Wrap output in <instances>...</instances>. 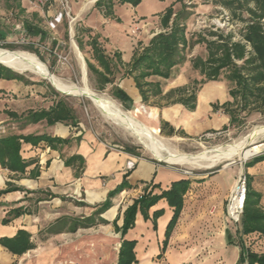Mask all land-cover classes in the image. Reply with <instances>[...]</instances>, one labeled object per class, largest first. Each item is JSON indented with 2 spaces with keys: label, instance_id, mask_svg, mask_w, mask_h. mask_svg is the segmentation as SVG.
I'll return each instance as SVG.
<instances>
[{
  "label": "crops",
  "instance_id": "obj_1",
  "mask_svg": "<svg viewBox=\"0 0 264 264\" xmlns=\"http://www.w3.org/2000/svg\"><path fill=\"white\" fill-rule=\"evenodd\" d=\"M118 6L129 8L131 5ZM116 9L114 19L105 18L98 11L102 27L93 33L100 36L108 51L119 49L125 57L124 62L129 63L136 45L127 34L141 24L136 16H128V30L122 34L116 24ZM115 85L131 98L141 99L133 79L118 78ZM6 92L5 87H0V138L47 135L65 142L51 147L46 141L35 144L21 138V162H9V156L0 157V240H13L20 231H25L32 245L19 254L0 243V264H35L37 260L30 256L42 248L39 235L45 226L59 220L71 224L78 219L92 217L107 201L109 193L123 182L124 188L112 199V206L101 215L109 222L106 225H112L120 238L115 264L124 240L136 243V262L133 264H242V244L246 250L264 253V234L244 235L239 230L241 223L234 225V229L226 216V204L240 173L226 176L230 169L225 168L219 172L185 176L158 163L109 147L84 133L76 118L75 124L58 122L49 125L43 120L39 123L24 122L17 127L13 116L7 112L15 101ZM153 112L157 115L156 111ZM229 120L230 117L223 119L222 124ZM22 165L25 167L23 170L20 169ZM245 172L253 189L260 194V207L264 209V161L246 166ZM181 180H189L190 185L183 195L181 214L171 230L169 225L175 207L167 198L160 199L144 213L139 211L134 227L124 236L116 229L115 223L120 228L123 226L126 210L145 192L160 195ZM17 210L22 213L17 215ZM156 212L160 214L155 216ZM98 219L96 216L97 222ZM69 224H66L67 228ZM100 225L103 224L79 228L76 232L65 230L51 238L63 240L66 234H78ZM71 246L76 247V256H83L82 241L74 240ZM87 255H91L90 252Z\"/></svg>",
  "mask_w": 264,
  "mask_h": 264
},
{
  "label": "rangeland",
  "instance_id": "obj_2",
  "mask_svg": "<svg viewBox=\"0 0 264 264\" xmlns=\"http://www.w3.org/2000/svg\"><path fill=\"white\" fill-rule=\"evenodd\" d=\"M96 1L68 0L67 15L65 14L62 23L53 29L51 22L55 15L63 10L59 2L43 4L38 0H0V29L7 34L6 40L0 45V53L26 52L37 56L47 65L52 74L67 83L82 86L83 76L75 54L76 46L86 65L88 86L94 92L119 104L125 112H130L137 122L150 127L156 136L164 142L165 154L170 151L176 154L197 155L211 151L216 147L229 146L248 135L255 127L264 125V108L261 111L238 112L241 120L238 124H231L230 120L226 124H222L223 119L225 120L229 116L225 114L221 106L233 100L230 90L234 87L225 75L219 81H209L198 85V106L193 112L181 104L168 105L165 101L160 102L159 105L157 102L147 105L141 99L132 98V103H123L113 95V86L108 85L101 90L97 76L89 71L87 65L88 60L94 62L92 50L89 46H85V50L81 51L75 37L76 29L79 27H88L94 31L102 27L101 15L94 7ZM223 1L185 0L188 5H191L190 9L193 11V15L187 23L188 37L197 39L199 34L209 35L211 32H217L224 35L233 33L236 39H240L239 31L244 23L237 20L222 5ZM130 7L116 6L119 19L116 20V24L120 32L125 34L128 30L127 17L136 16L138 18V23L141 24L139 30L136 33L129 32L127 34L131 38V42L138 48L139 43L147 45L152 37L165 31L161 24L164 10L173 7L175 11H178L181 8V3L178 0H143L138 6H132L133 10ZM243 16L247 17L248 15L244 12ZM26 20L42 27L47 32L48 38L43 41L39 37L27 35L23 24ZM82 36L86 43L88 41L87 33ZM53 42L57 44L55 45ZM116 51L121 52L119 49H112L109 52L113 54ZM198 56L207 57L205 45H197L190 53L189 59ZM17 57L25 62H30L27 56L18 55ZM61 57H66L67 61L63 62ZM122 59H125L123 54ZM15 72L22 75L25 80H0V87H5L8 90L6 93L12 95L9 98L15 101L11 110L7 112L16 113L17 116L13 117V121L17 123V127L25 124L24 122H30V115L33 111L48 109L57 102H64L73 109L74 116L80 124L78 127L84 133L103 141L111 148L123 150L133 156L158 163L166 169H172L185 176L207 171L219 172L225 168L230 169L226 172V176L232 177L235 173L240 172L246 174V164L264 155L263 139L249 146L242 157L216 163L210 168L169 163L154 156L136 137L108 119L88 98L62 94L60 93L62 91L54 88L49 80L33 72ZM118 77L121 78L122 75L120 74ZM194 80L201 82L203 77L193 69L189 60L175 69L172 79L161 81L165 92H168L171 89L189 85ZM213 105H219L220 108L215 109ZM239 109L237 106L233 108V110ZM153 111H156L157 115ZM164 122L169 123L170 127L176 130L173 136L169 135L170 127L162 129ZM1 132L0 129V135ZM197 177L201 178L202 176ZM229 225L235 229L233 224ZM48 227L45 226L39 235L42 248L30 256L37 260L35 264H115L120 238L112 225H100L93 229H84L78 234H66L63 240L52 239L53 235L47 232ZM74 240L84 243L85 250L81 257L75 255L76 247L71 246ZM89 252L91 255H87ZM76 258L79 259L76 260Z\"/></svg>",
  "mask_w": 264,
  "mask_h": 264
},
{
  "label": "trees",
  "instance_id": "obj_3",
  "mask_svg": "<svg viewBox=\"0 0 264 264\" xmlns=\"http://www.w3.org/2000/svg\"><path fill=\"white\" fill-rule=\"evenodd\" d=\"M143 0H97L95 8L100 11L105 18H115V8L118 5L130 4L133 7L138 6ZM181 8L175 11L173 7L164 10L161 16V24L165 28L152 37L147 45L139 43L135 49L132 59L125 63L121 52L111 54L100 41V36L94 34L88 27H79L76 29V41L81 51L85 46L92 50V59L88 60L87 65L91 73L97 76L101 85V90L106 86L112 85L113 95L119 101L133 102L132 98L125 90L116 86L115 83L121 78H131L139 91L141 100L144 104L152 102L165 101L168 105L181 104L189 111H195L198 106V85L209 81H219L223 75L230 81L234 87L230 90L232 101L224 103L221 108L225 114L230 117L231 124L241 122L238 112H250L251 110L261 111L264 108V0H224L222 5L229 10L234 17L243 22L244 25L239 31L240 39H236L233 33L224 35L223 33L211 32L209 35L199 34L197 39L188 37L187 23L193 11L191 5L185 0H178ZM239 11V12H238ZM246 12L248 15L244 17ZM119 20V19H117ZM24 30L31 37H39L45 41L48 38L47 32L39 25L26 20L23 22ZM87 33L88 41L85 43L82 34ZM68 36V33H67ZM7 34L0 29V45L6 40ZM55 45L56 42H53ZM197 45H205L207 57H192L190 53ZM10 47V46H7ZM191 61L195 71L203 77L201 82L194 80L193 83L182 87H177L165 92L161 80H170L175 75V69ZM0 80H22L25 78L12 69L0 64ZM215 109L219 105H213ZM237 106L239 110H233ZM162 107V106H161ZM10 116H17L10 112ZM31 123H39L46 120L49 125L58 122L75 124L74 111L64 102H57L49 109L33 111L30 115ZM170 127L169 123L164 122L162 129ZM176 130L170 127V136L175 134ZM20 136H9L0 138V157L9 156V162H21L20 158ZM26 141L35 144L46 141L51 147H56L55 143H64V140L53 139L47 135L23 137ZM13 157V160H12ZM264 161V155L255 158L246 166H251L257 162ZM20 168L23 170L25 167ZM248 178V195L244 207V213L241 219L240 232L244 235L251 233L264 234V209L260 207L261 196L256 192ZM190 185L189 180H181L172 184L171 188L163 191L160 195H153L152 192H145L140 198L134 201L124 215V223L116 229L126 232L134 227L135 219L139 211L146 212L160 199L167 198L169 204L175 207L173 219L169 225L171 230L177 223L183 208V195ZM125 183L109 193L107 201L99 206L94 215L83 220L78 219L71 224L59 220L47 228L51 235L59 234L65 230L76 232L79 228H89L97 224L106 225L109 222L101 217L112 206V199L124 188ZM21 210L16 214L20 215ZM160 212H156L158 216ZM96 216L99 217L98 222ZM68 225V228L66 227ZM169 236V233H168ZM5 247L15 253L23 254L32 245L29 244V234L20 231L13 240H0ZM167 242H165L166 245ZM136 243L124 240L119 253L117 264H133L136 262L134 252ZM242 246L240 262L242 264H264V253H256L246 250Z\"/></svg>",
  "mask_w": 264,
  "mask_h": 264
},
{
  "label": "bare ground",
  "instance_id": "obj_4",
  "mask_svg": "<svg viewBox=\"0 0 264 264\" xmlns=\"http://www.w3.org/2000/svg\"><path fill=\"white\" fill-rule=\"evenodd\" d=\"M77 59L80 63L83 85L70 84L52 74L37 56L26 52L0 53V63L17 72H33L49 80L60 91L72 96L85 97L91 100L95 106L116 125L126 129L132 136L147 147V149L158 159L163 161L188 166L210 168L216 163L230 161L235 157H242L246 149L264 139V125L255 127L250 133L240 140L225 147H216L211 151H205L197 155L176 154L174 152L164 153V142L156 136V133L143 123L137 122L130 112H125L119 104L112 102L105 96L94 92L87 82V69L83 56L75 46ZM27 56L30 62H25L17 56ZM23 58V57H22ZM213 94V93H212ZM144 110V109H143Z\"/></svg>",
  "mask_w": 264,
  "mask_h": 264
},
{
  "label": "built area",
  "instance_id": "obj_5",
  "mask_svg": "<svg viewBox=\"0 0 264 264\" xmlns=\"http://www.w3.org/2000/svg\"><path fill=\"white\" fill-rule=\"evenodd\" d=\"M43 4H52L53 2H59L62 6V11L58 12L54 20L51 22V27L53 29L57 28L59 24L62 23L65 14L68 13V0H38ZM139 30V27L132 31L136 33ZM63 62L67 61L66 57H61ZM248 195V178L244 172H240L236 186L232 191L231 195L228 198L226 204V216L227 219L235 226H238L241 223V219L244 213V207Z\"/></svg>",
  "mask_w": 264,
  "mask_h": 264
},
{
  "label": "water",
  "instance_id": "obj_6",
  "mask_svg": "<svg viewBox=\"0 0 264 264\" xmlns=\"http://www.w3.org/2000/svg\"><path fill=\"white\" fill-rule=\"evenodd\" d=\"M7 67V66H6ZM9 68V67H8ZM52 86L54 87V88H56L53 84H52ZM58 90V89H57ZM59 91V90H58ZM60 92V91H59ZM60 93H62V94H65L64 92H60Z\"/></svg>",
  "mask_w": 264,
  "mask_h": 264
}]
</instances>
